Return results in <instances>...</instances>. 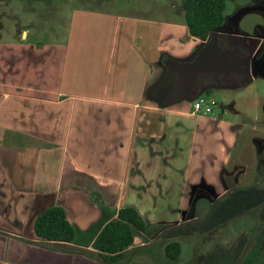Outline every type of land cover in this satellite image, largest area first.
<instances>
[{
  "label": "crops",
  "instance_id": "obj_1",
  "mask_svg": "<svg viewBox=\"0 0 264 264\" xmlns=\"http://www.w3.org/2000/svg\"><path fill=\"white\" fill-rule=\"evenodd\" d=\"M30 3L0 0L8 8L0 7V23L7 17L17 24L12 39L0 36V264H105L92 243L124 206L136 208L147 226L114 264H146L149 253L167 259L172 241L180 243L178 259L182 242L196 244L197 235L217 247L231 228L236 236L237 226H182L191 208L201 215L207 198L256 193L258 201L255 185L237 187L224 176L235 124L214 107L206 115L193 110L199 97H212L210 87L200 94L205 81L218 78L206 72L197 95L174 98L171 86L159 83L165 57L190 61L205 40L191 36L177 15L123 14L103 3L101 9L70 6L67 13L61 7L68 1L41 0L40 9ZM52 6L60 16L53 18ZM61 12L67 13L63 31L51 25ZM37 14L48 23L37 26ZM23 22L31 27L19 28ZM222 33L213 34L216 45L230 50ZM179 77L171 72L172 80ZM199 191L203 200L195 202ZM54 205L76 228L71 242L34 233L35 218ZM262 216L248 228L255 233L250 245L264 239Z\"/></svg>",
  "mask_w": 264,
  "mask_h": 264
},
{
  "label": "rangeland",
  "instance_id": "obj_2",
  "mask_svg": "<svg viewBox=\"0 0 264 264\" xmlns=\"http://www.w3.org/2000/svg\"><path fill=\"white\" fill-rule=\"evenodd\" d=\"M19 1L24 8L31 4V0ZM51 1L54 4L68 1L69 7H61L62 11L67 13L70 6L82 5L101 9L103 6L100 7V4L103 3L106 9L118 13L152 16L165 20L175 19L177 15L178 19L184 20L182 0ZM35 4L37 9L42 8L41 0H35ZM57 7L59 6H52L53 18L56 15L60 16V7ZM7 10L6 6L1 7V11ZM67 13L61 12V21L53 22L51 25L58 26L59 30L63 31L67 25L65 22ZM42 20L48 23L47 17L37 14V26H42ZM0 25H2L0 26L2 39H12L9 35L13 34V29L17 28V24H13L5 17ZM18 27L29 28L31 24L23 22ZM218 30L225 33L221 39L222 44L236 49L240 57L253 51L252 55L255 56L252 62L254 77L249 79L244 74L231 72L225 78V84L204 86L200 94L208 87L210 90L213 89L212 97L216 101V106L212 107L216 110L217 116L225 121H232L238 131L236 142L230 150L224 176L227 179L233 178L237 182V187L255 185L259 190L258 201L256 193L244 194L239 198L238 192H232L231 195L222 199H205L207 205L202 207L201 215L195 213L197 206L191 208L185 213L182 226H237L236 236L231 228L229 234L232 237L225 232L226 234L219 241L220 246L217 247L213 239L210 241L202 235L200 237L197 235L194 238L195 241L198 240L196 244L189 240L182 242V250L177 260L169 256L170 260L160 258L157 254L149 253L144 257L146 264H264V239L259 235L252 245L248 240L251 235L253 238L255 234L248 228L259 226L264 213V0H227L223 10V22ZM41 41L48 40L43 38ZM211 72L214 74L212 77L218 80L224 79L223 74ZM203 80L206 79L200 80L199 83H203ZM235 109L239 110L237 114H234ZM254 180H256L255 183H253ZM203 196V193L199 191L194 196V201L203 200ZM257 202L260 207L257 206ZM204 208L207 210L205 211ZM220 215L223 221L217 223ZM240 240L242 245H240ZM153 246L156 248L158 245L154 243ZM193 248L197 250L195 255L192 254Z\"/></svg>",
  "mask_w": 264,
  "mask_h": 264
},
{
  "label": "trees",
  "instance_id": "obj_3",
  "mask_svg": "<svg viewBox=\"0 0 264 264\" xmlns=\"http://www.w3.org/2000/svg\"><path fill=\"white\" fill-rule=\"evenodd\" d=\"M227 0H182L185 23L191 36L205 40L194 59L190 61H176L165 57L163 64L166 72L162 81L171 86L169 98L178 96H193L198 94L197 77L204 70L205 62L202 57L206 54H220L213 34L223 22V10ZM229 57L227 69L234 68L240 60L238 51L223 52ZM205 63V64H204ZM234 65V66H232ZM176 70L180 77L171 78V72ZM158 83V84H159ZM157 84V85H158ZM158 89V86H156ZM147 223L138 210L132 206L121 207L117 216L109 220L97 236L92 247L97 251L98 259L105 264H114L124 256V249L132 244L136 235L143 232ZM33 229L36 237L48 241L71 242L75 238L76 228L68 220L65 210L58 206H50L42 211L34 220ZM180 243L172 241L166 244L167 255L171 259L178 256ZM175 252H171L174 248ZM129 264H143L130 262Z\"/></svg>",
  "mask_w": 264,
  "mask_h": 264
},
{
  "label": "flooded vegetation",
  "instance_id": "obj_4",
  "mask_svg": "<svg viewBox=\"0 0 264 264\" xmlns=\"http://www.w3.org/2000/svg\"><path fill=\"white\" fill-rule=\"evenodd\" d=\"M224 35H225V33H222V37ZM215 41H216V39H215ZM234 50H236V49H230V50H220L219 49V51H221L220 54L215 52L214 54H206L205 57H202V61L206 63V64L204 63L205 69L210 70V72L215 71V72L222 73L224 76V79H221L220 81L219 80H207V81H205V84L206 85L208 84L207 86H209L211 84L212 85H216V84L223 85V84H225L226 83L225 78H227L231 72L244 74L246 78H249L250 75H253L252 62H254V60H255V56L252 55L253 51H251L247 55H242V57H240V60L238 61V63L237 62L235 63L234 68L227 69L228 68L227 67V61L229 60V57L226 54H224L223 52L234 51ZM232 66H234V65H232ZM255 182H256V180L253 181V183H255Z\"/></svg>",
  "mask_w": 264,
  "mask_h": 264
},
{
  "label": "built area",
  "instance_id": "obj_5",
  "mask_svg": "<svg viewBox=\"0 0 264 264\" xmlns=\"http://www.w3.org/2000/svg\"><path fill=\"white\" fill-rule=\"evenodd\" d=\"M216 105V101L210 95H204L199 97L196 102L193 104V110L201 114H210L213 110V107Z\"/></svg>",
  "mask_w": 264,
  "mask_h": 264
},
{
  "label": "water",
  "instance_id": "obj_6",
  "mask_svg": "<svg viewBox=\"0 0 264 264\" xmlns=\"http://www.w3.org/2000/svg\"><path fill=\"white\" fill-rule=\"evenodd\" d=\"M206 72H210V70L204 69L201 71V73L197 77V83H198V80L201 78V76H203V73H206ZM249 79H250V77H249Z\"/></svg>",
  "mask_w": 264,
  "mask_h": 264
}]
</instances>
